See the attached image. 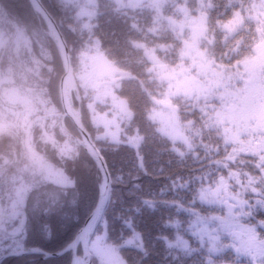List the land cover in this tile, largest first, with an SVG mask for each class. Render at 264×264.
Here are the masks:
<instances>
[{
    "label": "trees",
    "instance_id": "16d2710c",
    "mask_svg": "<svg viewBox=\"0 0 264 264\" xmlns=\"http://www.w3.org/2000/svg\"><path fill=\"white\" fill-rule=\"evenodd\" d=\"M41 1L62 22L74 72L79 59L83 65L94 53L113 64L117 79L126 67L138 70L135 117L119 89L116 94L140 140L139 161L126 144L96 141L79 84L80 103L75 94L72 97V108L81 112L111 178L102 217L107 243L120 245L137 236V246L119 249L125 264H264V13L258 0H167L162 20L147 5L150 0H139L145 5L142 9L138 0H129L127 7L126 0H81L94 11L87 8L90 18L79 21L78 9L68 4L71 0ZM0 7L11 32L23 27L29 38L39 39L50 50L49 63L55 67L46 73L51 95L61 108L58 85L63 69L44 22L28 0H0ZM237 16L248 19L232 34L222 29ZM198 28L213 37L205 36L199 44L193 33ZM180 64L191 70L164 77ZM128 87L123 85L125 91ZM64 125L77 135L68 119ZM6 138L16 140L0 135V140ZM74 142L76 156L60 164L75 180V186L65 190L73 205L58 210L54 201L49 214L29 212L31 235L25 249H63L96 205L100 172ZM40 145L38 151L57 163L54 148ZM231 172L237 177L230 179ZM47 187L63 192L55 185ZM70 261L72 254L66 253L53 259L9 258L2 264Z\"/></svg>",
    "mask_w": 264,
    "mask_h": 264
},
{
    "label": "rangeland",
    "instance_id": "374dc122",
    "mask_svg": "<svg viewBox=\"0 0 264 264\" xmlns=\"http://www.w3.org/2000/svg\"><path fill=\"white\" fill-rule=\"evenodd\" d=\"M74 1L66 2L76 10L78 9L77 20L79 21L82 17L89 19L87 8L93 12L94 6L80 3L81 0ZM166 1L150 0L147 4L156 11L161 20L163 19L162 7ZM128 3L131 1H125L126 7ZM140 3L138 8H144L145 5ZM205 4H203L205 8L210 6L208 1ZM258 4L260 11L264 13V0H258ZM1 12L0 7V135L10 134L16 140L22 141L23 150L19 160H11L8 164L0 158V172L4 168H15L16 175L12 179L21 181L20 186L24 191L31 186L24 181L37 179L45 186L55 185L65 192L67 188L75 186V180L65 172L60 164L76 156L77 146L75 140L61 129L62 108L58 107L51 95L50 81L46 72L49 74L55 67V64L49 63L52 54L39 39L29 38L23 27L17 26L15 31L11 32L5 25ZM245 19H248V16H237L232 23L224 25L222 29L232 34L243 25ZM191 22L188 20L187 24ZM195 30L196 32L193 33L199 37V44L205 40V36L213 37L212 33L208 35L204 28ZM82 59H85V56ZM85 61L87 62L82 65L79 59L74 73L82 92V98L84 97L85 100L83 109L86 110L94 128V139L116 145L126 144L135 150L139 161L140 140L136 130L129 127L130 118L125 103L116 94L118 79L113 64L101 53L90 54ZM196 69H198L197 66ZM190 70L180 64L172 69L171 73H166L164 77L171 76L176 71L185 73ZM211 70L209 67L204 77L208 78ZM222 90H225V87ZM39 143L40 147L48 145L54 148L55 155L59 158H57V163L49 162L44 154L38 151ZM97 148L100 151L98 146ZM228 176L230 179L236 178L237 172H231ZM0 179L3 177L0 176ZM54 201L55 195L50 204ZM37 214H49V211L38 210ZM28 218V215L21 216L15 225L0 230V256L25 249L28 246L26 239L31 235ZM100 226V229H97L92 239L89 240L90 264L94 262L100 264L101 255L105 257L104 264H125L119 254V249L123 246H137V236L133 235L123 239L120 245L109 244L106 241V224L103 220ZM33 231V237L37 239L38 236L36 237ZM46 243L42 242L43 245ZM29 256L34 255L23 256V258Z\"/></svg>",
    "mask_w": 264,
    "mask_h": 264
},
{
    "label": "water",
    "instance_id": "95a60500",
    "mask_svg": "<svg viewBox=\"0 0 264 264\" xmlns=\"http://www.w3.org/2000/svg\"><path fill=\"white\" fill-rule=\"evenodd\" d=\"M32 10L38 14L40 19L44 22L50 39L56 47L63 74L59 80L58 94L60 105L62 108V117L60 120L63 130L72 136L78 145L84 149L85 153L92 159L97 170L101 175V186L98 193L96 205L89 216L86 218L82 227L76 233L72 241L67 244L63 249L57 252H47L37 247L22 249L12 253L0 256V264L8 258H17L28 255H40L42 259L57 258L65 255L66 253L72 254V261L76 260L79 264H90L91 254L89 253V240L91 232L98 226L99 222L105 213L110 200L111 192V179L107 170L105 161L96 144L93 141L91 134L88 132L86 126L82 121V114L80 111L77 113L71 108L72 97L75 94L78 102L80 103L79 87L73 72L72 61L69 54L68 46L61 33L62 22L56 21L49 11L45 8L41 0H28ZM65 119H68L74 126L77 135L72 134L64 125ZM92 225L91 229L86 235L82 236V232L88 225ZM80 248L81 255H77V250Z\"/></svg>",
    "mask_w": 264,
    "mask_h": 264
},
{
    "label": "clouds",
    "instance_id": "9594fccd",
    "mask_svg": "<svg viewBox=\"0 0 264 264\" xmlns=\"http://www.w3.org/2000/svg\"><path fill=\"white\" fill-rule=\"evenodd\" d=\"M221 55L228 56L231 53H222ZM117 76L118 83L116 84V88L119 89L123 98L127 100L129 111L135 117L138 108V70L134 66H129L124 69L123 76L119 73ZM124 84L129 86L127 91L123 88ZM22 150L23 143L20 140L12 138L0 140V158L3 159L5 164H8L11 160H19ZM15 175L16 170L12 167L4 168L0 172V176L3 177V179H0V230L15 225L21 216H27L29 212H36L38 210H43L44 212L50 211V202L54 195L58 210H63L73 205L68 192L54 193L51 187L45 186L37 179L24 181L31 185L27 191H24L20 186L21 181L12 179ZM104 262L105 257L101 255L100 264H104ZM70 264H79V262L73 260L70 261Z\"/></svg>",
    "mask_w": 264,
    "mask_h": 264
},
{
    "label": "snow or ice",
    "instance_id": "6c2138e0",
    "mask_svg": "<svg viewBox=\"0 0 264 264\" xmlns=\"http://www.w3.org/2000/svg\"><path fill=\"white\" fill-rule=\"evenodd\" d=\"M91 227H92V225L90 224V225H88L87 228H85V229L83 230L81 238H83V236L87 234V232L91 229Z\"/></svg>",
    "mask_w": 264,
    "mask_h": 264
},
{
    "label": "bare ground",
    "instance_id": "6f19581e",
    "mask_svg": "<svg viewBox=\"0 0 264 264\" xmlns=\"http://www.w3.org/2000/svg\"><path fill=\"white\" fill-rule=\"evenodd\" d=\"M7 260V259H6Z\"/></svg>",
    "mask_w": 264,
    "mask_h": 264
}]
</instances>
